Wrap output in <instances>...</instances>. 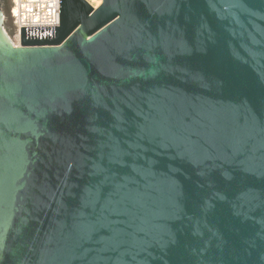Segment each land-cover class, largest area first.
Here are the masks:
<instances>
[{
	"label": "water",
	"instance_id": "obj_1",
	"mask_svg": "<svg viewBox=\"0 0 264 264\" xmlns=\"http://www.w3.org/2000/svg\"><path fill=\"white\" fill-rule=\"evenodd\" d=\"M0 8V264H264V0Z\"/></svg>",
	"mask_w": 264,
	"mask_h": 264
},
{
	"label": "built area",
	"instance_id": "obj_2",
	"mask_svg": "<svg viewBox=\"0 0 264 264\" xmlns=\"http://www.w3.org/2000/svg\"><path fill=\"white\" fill-rule=\"evenodd\" d=\"M97 9L102 0H84ZM98 2L97 6L93 3ZM9 17L13 32L7 35L14 48H20V28L59 27V0H11Z\"/></svg>",
	"mask_w": 264,
	"mask_h": 264
},
{
	"label": "rangeland",
	"instance_id": "obj_3",
	"mask_svg": "<svg viewBox=\"0 0 264 264\" xmlns=\"http://www.w3.org/2000/svg\"><path fill=\"white\" fill-rule=\"evenodd\" d=\"M6 1H7V5H6V7H7V16H8V20H9L10 31L12 33L13 32V25H12L11 19H10L9 14H8V6H10L11 0H6ZM6 34L10 35L9 32H7V31H6Z\"/></svg>",
	"mask_w": 264,
	"mask_h": 264
},
{
	"label": "flooded vegetation",
	"instance_id": "obj_4",
	"mask_svg": "<svg viewBox=\"0 0 264 264\" xmlns=\"http://www.w3.org/2000/svg\"><path fill=\"white\" fill-rule=\"evenodd\" d=\"M5 5H7V1L6 0H0V8H1V11L2 9L5 8ZM10 9V6H8V11Z\"/></svg>",
	"mask_w": 264,
	"mask_h": 264
},
{
	"label": "bare ground",
	"instance_id": "obj_5",
	"mask_svg": "<svg viewBox=\"0 0 264 264\" xmlns=\"http://www.w3.org/2000/svg\"><path fill=\"white\" fill-rule=\"evenodd\" d=\"M97 4H98V2H96V3H93V5H94V6H97Z\"/></svg>",
	"mask_w": 264,
	"mask_h": 264
},
{
	"label": "trees",
	"instance_id": "obj_6",
	"mask_svg": "<svg viewBox=\"0 0 264 264\" xmlns=\"http://www.w3.org/2000/svg\"><path fill=\"white\" fill-rule=\"evenodd\" d=\"M8 14H9V11H8Z\"/></svg>",
	"mask_w": 264,
	"mask_h": 264
}]
</instances>
